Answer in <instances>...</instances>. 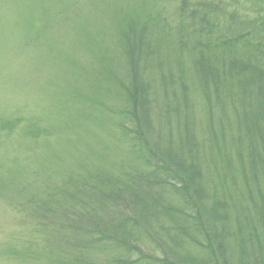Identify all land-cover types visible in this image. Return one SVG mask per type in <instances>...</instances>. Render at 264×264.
<instances>
[{"label":"rangeland","instance_id":"obj_1","mask_svg":"<svg viewBox=\"0 0 264 264\" xmlns=\"http://www.w3.org/2000/svg\"><path fill=\"white\" fill-rule=\"evenodd\" d=\"M256 1L0 0V264H125L126 260L158 264L159 259L167 264H207L213 260L200 227L195 225L202 223L206 230V218L214 214V230L218 227L216 233L222 232L219 225L225 223V212L211 209L209 201L201 203L209 207L208 212L187 204L173 191L177 184H168L167 177L162 180L145 166L148 160L164 162L166 151L175 161L183 155L177 148L182 128L178 119L170 116L166 121L169 134L160 128L159 100L163 107L167 101L177 105L176 98L167 95L170 86L161 89L158 80L162 72L169 75L175 67L170 46H157L162 38L172 45L161 21L173 25L172 37L184 34L185 45L192 47L190 40H194L199 49H216L222 40L252 34L249 39L255 43V54L241 52L243 69L235 67L232 60L225 68L229 89L221 107L230 118L221 114L213 95L208 102L215 106L210 115L201 98L194 96L191 101L201 152H196L193 168L197 166L205 179L201 195L223 198L225 188L234 195L227 205L232 217L230 239L238 236L237 220L242 224L247 220L256 228L251 215L260 220L264 180L262 184L255 180L248 158L242 167L238 147L234 152L230 137L225 136L228 126L229 133L237 134L239 147L245 144V157L244 149L252 151L253 144L257 146L247 135L257 117L249 110L237 76L231 75L251 68L253 78L247 79L248 83L256 87L264 84V3L257 6ZM177 16L198 31L179 34ZM126 18L124 34L137 26L136 32L146 38L144 47L155 53V59L161 53L173 57L171 63L165 56L156 68L152 64L147 70L155 87L153 112L141 107L138 120L133 117L126 128L128 137L120 134L117 126L121 120L114 113L123 106L120 97L112 93L110 100L103 99L107 111L98 105V84L107 88V75L127 70V58L123 59L119 49L115 52ZM201 22L211 29L202 30ZM181 60L186 68L196 69L197 64L187 55ZM216 64L222 67L221 62ZM176 68L180 71L178 65ZM211 123L213 130H223L220 140L214 141L220 148L211 144ZM238 123L243 127L240 130ZM226 154L233 156L239 172L228 174L223 188L220 180L225 175V159L222 163L220 157ZM233 189H237L235 194ZM218 204L223 210L221 202ZM247 209L252 211L244 213ZM260 237L262 241H255L252 248L254 255L249 251L253 257L249 264H264V237ZM233 241L229 242L235 245ZM228 260L227 264H241L234 252ZM247 262L249 258L244 264Z\"/></svg>","mask_w":264,"mask_h":264},{"label":"trees","instance_id":"obj_2","mask_svg":"<svg viewBox=\"0 0 264 264\" xmlns=\"http://www.w3.org/2000/svg\"><path fill=\"white\" fill-rule=\"evenodd\" d=\"M264 3V0H257L255 4L257 6H260L259 4ZM187 5V3H185ZM264 8V4L262 9ZM181 17L184 18L185 16L181 14ZM182 18L178 17L176 20L178 23H180V30L179 34L183 32H187V34H191L193 32L198 31V29L195 28L193 24H189L188 20H183ZM197 18V17H196ZM198 21V19H197ZM163 26L166 28L165 31H168L170 39L172 40V45H170L169 40L166 38L160 39V41L157 42V46L161 47L162 49L166 47L167 45L170 46V50L172 54L174 52V55L170 56H162L160 53V56H158L157 59H155L152 51L148 50L144 47L143 42H145L144 35H139L138 32H136L137 26H133L130 28V32L124 34L126 31L127 26V18L125 23L122 25L121 29L119 30V34L117 35V42H116V53L117 50L122 51L123 59L125 60L127 58V70L126 72L124 70L121 71V73L117 74L116 71L111 72L113 75H107L110 78H108V85L109 87H105L103 84H98V90L100 92V98L98 105L101 108H104L106 111L109 109V107L104 104V98L111 99L112 93L119 98V101L122 102V108L118 110H114V113L117 117L120 118L121 122L118 123L119 126H117L121 131L120 134H122L125 137H128V131L126 128L129 127V124H131V119L135 117V120H138L139 114L142 110L147 111L148 113L153 112L154 100H153V92L155 90L154 83L151 82V80H148L146 76V72L148 69L152 68L153 66L156 68L157 62L162 63L161 58L167 57L168 62L171 63L169 59H173L174 63L172 64L175 66L171 70H169V75L163 74L160 75L158 80L162 87L167 89V85L170 86V90L172 91V95L169 93L167 89V95L170 97L176 98V107H174V101L171 103H168L162 106L163 103L161 100H159L158 106L160 109H162L159 114H161V132L170 133L171 129L169 128V124L167 125L166 121L169 120V117L171 118H177L178 126L182 127L180 128V132L178 135V139L180 142L177 141V148H181V152L183 155L180 157L179 161H175L170 155L171 152L166 151L164 156H167L166 159L164 158V162L161 161H145V166L150 167L152 170V173L156 174L158 178H161L164 180L168 179V184H177V188L173 189V191L176 193L178 197H180L182 200H184L187 204H192L198 207V209L208 212L206 205H202L201 203L204 201H209L211 203V209L219 211V212H225V223H221L220 220V227H222V232L216 233V230L218 227L214 230L216 226L217 217L216 215H211L206 218L207 221H205L206 224V230L208 229V232L203 228L202 223L199 225H195V227L199 228L207 243L208 247L211 249L210 256L213 260H210L209 263L206 261L207 264L214 263L217 261L218 264H227L229 263L228 258L232 257V252H234V257H239L240 263L244 264V260L246 258H249V264L252 262L254 255V250L252 249L254 246L255 241H262L260 235L264 237L263 229H264V204L263 209L261 210V217L259 221H256L255 216L251 217L253 218L254 226L256 228H251L250 223L246 220L245 224H242V220L236 221L234 226L236 224L238 225V230L235 235L238 234V236L235 239H230L231 236V220L232 217L229 215V209L227 208V205L230 203L228 201L233 200L234 195L228 191L225 188V197H219L218 195L214 196H208L207 194L201 195V190L204 187L205 179L203 178L202 173L199 172V169L197 166L193 168L195 164V154L198 151L199 154L201 153L198 150V143L197 138L195 134V120H194V112H193V102L191 101V97L201 98V100L205 104V111L207 115L212 114L214 105L209 104L211 100V95H213L216 98V106L221 110V114L226 118L229 117V114L225 111L224 108H222L221 103L224 102V94L225 90L229 89L227 87V79L228 75L225 76V68L227 64L229 63V60L233 61V64L235 67H240V58H241V52H244L245 50L249 51V55L255 54V43L249 39V36L252 34H242L236 37H232L227 40H222L220 44H217L216 49L208 47V50H206L207 46H202L204 48L199 49V44H194V40H190L192 42V47H188L185 45L184 42V34H181L179 38L172 37V31L173 25L170 26V24L161 21ZM202 27H200L202 30L204 28L211 29L210 27H205L204 23L201 22ZM193 29V30H192ZM147 30V29H146ZM138 31V30H137ZM123 32V34H121ZM195 35V34H194ZM133 36H135L133 38ZM140 36V37H139ZM262 41L264 40V31L261 34ZM219 39V38H217ZM203 44V43H202ZM148 46L150 48L153 47L152 43H148ZM184 49H187V52H184ZM202 52V53H199ZM112 52H110L109 55H111ZM187 55L192 62L195 61L197 64L196 69H191V67H185V63L183 60H181L182 57ZM139 57V59H137ZM225 59V60H224ZM172 61V62H173ZM219 61L222 63V67L217 65L216 62ZM225 62V65H224ZM231 63V62H230ZM177 65L180 68L177 70ZM248 65L245 66V68ZM159 67V66H158ZM250 67V66H249ZM236 69V68H235ZM243 69V68H241ZM234 70V69H232ZM144 71V74H143ZM231 75L237 76V85H239V89L242 91L241 93L248 99L247 105L249 106V110H251V113H253L254 116L257 117L256 122L254 123L253 129H246L248 130V136L250 137L251 142H257L256 144H253L254 148L252 151H248L244 149L247 154L246 157L244 154H242L244 143H241L239 147V141L237 140L236 135L237 134H231L228 131V123L225 124V136L226 134L230 137V146H232V150L238 147V153L239 157L244 160V163L242 167L246 165V158L249 159L250 162V172H253L255 175V180H258L262 184V179L264 180V168H260L264 164V158L261 159V157L264 155V84H260L258 87L253 86L252 84L248 83L247 79H252V72L251 68H247L244 70H241L239 74L231 73ZM126 77V79H125ZM129 80V81H128ZM113 84V85H112ZM159 84V85H160ZM226 93L229 95L228 91ZM221 97L220 99H217ZM233 97V96H232ZM182 98V100H181ZM240 98V97H239ZM189 101V104H188ZM215 102V100H214ZM241 102V99H240ZM155 104V103H154ZM126 108V111L124 109ZM186 109L188 110L189 114L187 115ZM166 110L165 112H163ZM236 106H234L233 111L236 112ZM185 115L187 117H185ZM163 117V118H162ZM239 117V116H238ZM237 119L240 120V123L245 126L244 121H241V118L239 117ZM230 118V117H229ZM246 118V116H245ZM163 120L165 121V125ZM189 120V121H188ZM128 124H124V123ZM149 125L153 127V120L148 121ZM246 122H248L246 118ZM132 125V124H131ZM224 126V124H223ZM243 127L238 123V130L242 129ZM164 129H168L167 131H164ZM214 125L211 123V130L210 135L212 136L210 138L211 144L219 147V143H214L215 140H220L221 135L223 134V130L219 133L218 131L213 130ZM234 129V128H233ZM234 131V130H233ZM187 133V134H186ZM212 133V134H211ZM229 133V134H228ZM130 135V133H129ZM239 138V137H238ZM228 141L225 142L227 144ZM180 146H179V145ZM185 144V145H183ZM176 145V144H174ZM183 145V147H182ZM235 152V150H233ZM154 155V154H153ZM154 158V157H153ZM185 159V160H184ZM222 159H225V164L223 163V169L225 171V175L221 176L220 184H222V187H226L227 185V175L230 173H238L237 165L234 161V158L230 154H226L225 158L222 156L220 157ZM184 160V161H182ZM169 172V173H168ZM245 175L248 176L247 169H245ZM172 175V178H171ZM235 175V174H234ZM232 175V176H234ZM161 182V181H159ZM261 184H259V188L261 189ZM234 194L237 191V189H233ZM193 195L197 198H193ZM240 196V195H239ZM264 200V199H263ZM215 201H217L215 203ZM221 202L222 206L224 207L223 210H221L219 206V202ZM223 201H225V205L223 204ZM264 202V201H263ZM215 203V204H214ZM238 203V200L237 202ZM235 203V207L238 208L239 204ZM217 204V205H216ZM213 205V206H212ZM242 210H238V212H241ZM247 210H243L244 213H247ZM252 211V210H251ZM249 211V212H251ZM244 213H241L240 215H243ZM233 226V228H234ZM253 226V225H252ZM245 227V229H244ZM245 231V234H244ZM230 240L233 241L235 245L230 244ZM250 244H253L251 247ZM204 245V244H203ZM207 246V245H206ZM252 251V254L249 256V251ZM263 250V249H262ZM236 254V255H235ZM158 264H167L165 259H159ZM125 264H130L129 261H125Z\"/></svg>","mask_w":264,"mask_h":264}]
</instances>
